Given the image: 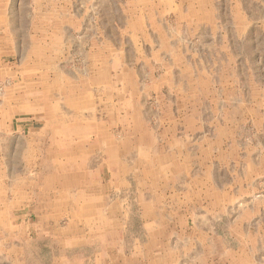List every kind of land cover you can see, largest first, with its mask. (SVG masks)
<instances>
[{
	"label": "crops",
	"instance_id": "0c3cea01",
	"mask_svg": "<svg viewBox=\"0 0 264 264\" xmlns=\"http://www.w3.org/2000/svg\"><path fill=\"white\" fill-rule=\"evenodd\" d=\"M98 7L100 6L98 5ZM112 8L115 15H123L121 28L119 26L120 31H127L125 26L127 29L133 28L136 23V15L155 16L153 21L144 22L145 26L139 28V30H143L145 56L153 57L152 61L169 64L183 62L184 60H179L183 54L180 55L177 50L184 51L183 42L185 40H190L193 46L195 43L193 41L196 40L195 54L191 55L192 60L187 59V61L198 62L201 56L200 52H203V46L199 40L205 41L206 48H208L207 53L213 57L211 61L214 64L213 71L204 74L200 70L186 71L182 69L178 71L175 69V71L165 74H187L191 76V79L199 81L200 77L204 78L202 75L210 76L212 80H222L218 81L220 87H215L213 93L208 89L202 90L204 96L205 92L216 94L213 102H210L212 104H208L210 117L207 120V126L213 127L214 133L211 135L185 134L183 119L161 118L159 126H163L165 134H153L152 131L149 133L146 129V134H130L127 137H120L112 132L105 135L98 130L99 134L91 141L97 145L90 146V148H88L87 135L78 137L79 141L77 142H73L71 137V140L65 143L76 144L68 148L67 151H63L62 157L58 151H54L56 156L53 152L47 156L52 163L46 165L47 171L42 176L43 182L40 183L41 193H39V196L44 198L42 200L44 202H39L45 204L37 203L33 209L34 211L44 207L47 211L43 214H33L30 221L37 224V230L47 228L48 232H36L38 235L36 239L47 240L48 244L54 246L49 245L48 264H213L210 256L214 247L211 243L214 242L216 236V221L221 218L218 208L226 203L222 202L223 198L217 200L218 196L215 191L223 188L227 182H232L231 179H225L228 181L223 183L217 177V173H228L224 172L223 167H228L231 170L233 165L243 169L245 166L248 168V165L251 164L254 168H258V164L248 162V159H252V155L256 158L260 157H257L259 155L257 152L248 154V152L235 151L233 153L232 144L236 142V138L233 140L234 137L228 134L227 128L241 126L254 120L258 124H264V85L259 83L248 90L247 72H242L241 69L239 74L233 73V63L236 61L247 68L249 34L252 31L264 32V0H116L115 6ZM93 13L100 12L97 10ZM87 14H89L88 0H0V47H32V55H29L30 60L47 63L48 70L44 73L49 78L55 79V75L54 77L50 75L55 74L56 55L60 56L61 54L59 48L79 47L80 50L81 48L88 49V45L91 49L102 46V42L91 44V40L87 39L88 33L82 36L83 39L75 38L77 33L86 31ZM160 16H171L170 20H175V25L168 24L169 27L164 28L161 22L163 18ZM158 18H160L159 21ZM24 24L31 26L29 34L31 39L24 40L26 27ZM60 32L71 33L69 38H62ZM254 38L260 39L258 35H255ZM238 39L239 43L235 46L234 40ZM255 41V56L257 61L261 62L264 54V37L259 42ZM112 42L108 46H112ZM257 45L262 49L258 51ZM237 46L240 48L239 51H237ZM41 48L45 49L41 50ZM19 58L22 60L21 62L25 60L24 56ZM81 59L85 63L89 60L98 63L101 56H98V52L87 50L86 55ZM254 61L256 62V60ZM116 62L118 71L115 77L122 78L120 85L125 89L126 82L134 81H132L134 74H122L125 69H128V66L121 64V56ZM103 65L104 67L108 66L107 60L103 62ZM215 67L218 69L215 70ZM96 69L98 68L96 67ZM107 70L109 69L107 68ZM119 71L121 74H118ZM34 74H38L37 77H46L39 76L40 71ZM76 74H88L87 69H81V72H76ZM148 76L156 80L161 78L160 83L163 85V77L160 74H148ZM111 77H113L112 74ZM25 78H29V76ZM165 78H168V75ZM252 78L262 79L263 74L252 75ZM101 83V80L99 84L96 81L92 90H97L100 87L103 89L108 87L107 90H111L113 87L101 85ZM118 89L120 88L118 87ZM145 89L151 90L152 88L145 87ZM46 90H49V86L46 87ZM85 90L87 89L76 90L71 86H65L62 92L65 95H83ZM176 90L180 91L179 88ZM190 93L193 103L186 109L193 112L196 117H192L191 124L186 123V126L189 125L192 128L203 126L200 121L201 98L198 86H193ZM248 94H254L255 98L249 101ZM105 95L112 97V94L106 92ZM106 102L111 101L108 99ZM70 103L73 110L72 101ZM103 103L102 100L98 102V105L103 107L101 110L109 107L106 109L107 113L116 119H111L109 125L118 128L119 124L126 123V121L119 120L120 117H113L110 110L115 109L114 105L104 106ZM89 107L92 108L86 104L83 109ZM66 109L71 108L66 107ZM131 109L137 110V107ZM196 112L197 114H195ZM237 115L239 123L232 122V119ZM129 121L127 123L130 124L134 133L138 126L148 128L149 122L145 124L144 120L136 121L134 119L133 123ZM49 122L52 123V121ZM101 123L97 127H101L103 122ZM81 126L85 127L84 120ZM116 130L112 129L113 132ZM55 137L56 135H54L53 141H55ZM123 139H126L130 145L126 146V149L120 150L119 153L129 160L127 174H132L134 184L121 181V175L125 176L126 174L120 172L121 169L118 166L117 173L113 172L109 175H119L117 188L114 185V189L121 191L126 188L127 191L133 193V195L129 193V196L133 197L128 203L127 216L124 217L121 212L120 201L119 206L113 203L110 214L108 212L106 216H99L101 219L98 218V221L102 223L101 231L90 238L92 239L91 247L85 238L74 241L71 231H61L63 237L56 238L55 231L50 230L49 223L57 222V216L61 215L54 216L52 214V207L60 200L57 199L61 197V191L65 193L63 200L68 201V206L63 204V210H68L69 203L73 201L72 194H69L71 188L78 189L77 194L74 193L73 196L75 198L77 195L78 202L81 201V196L93 191L94 185L96 188L98 185L101 192H104V155L106 154L108 158L114 157L115 144L119 149V143ZM133 142L135 145H131ZM106 143H112L109 150L104 148ZM116 156L119 158L118 155ZM57 159L64 160L61 167H57L58 162L55 161ZM88 159L91 160L88 162L92 164L95 160V167L86 168L88 163L85 165L84 162ZM235 159L241 160V163L237 164ZM66 161L69 165L65 166ZM261 171L259 169L258 172L261 173ZM136 175H142L141 182H136ZM94 178L99 180L97 185L93 184ZM97 191L95 189V193ZM100 200H102L101 197ZM87 203L86 197V206ZM103 205L104 203H102ZM136 206L139 207L141 229L138 233L132 230L130 235L126 236L127 230H121V228L126 224L130 225V213L134 211L136 215ZM118 209L119 213L116 214ZM223 219L224 222H227L226 218ZM68 220L72 221V215ZM238 220L244 221L240 217ZM185 224H187L186 228ZM189 224H191L190 227ZM130 226L132 227V225ZM254 232L257 236L261 230L257 229ZM251 233L242 232L246 238H250ZM231 236L230 233L229 237ZM89 248L92 249L90 254H88ZM76 249L80 250L79 254L69 255ZM37 255L43 257L42 252H38ZM39 263H45V261L39 259Z\"/></svg>",
	"mask_w": 264,
	"mask_h": 264
},
{
	"label": "rangeland",
	"instance_id": "374dc122",
	"mask_svg": "<svg viewBox=\"0 0 264 264\" xmlns=\"http://www.w3.org/2000/svg\"><path fill=\"white\" fill-rule=\"evenodd\" d=\"M115 2L116 0H88L87 29L77 33L75 38L81 39L84 34L88 33L87 39L91 40V44L102 42V46L91 49L88 45V49L81 48L80 50L79 47L66 46L59 48L61 54L60 56L56 55L55 74L50 75L52 77L55 75V79L49 78L44 73L48 70L46 68L48 67L47 63H37V61L30 60L29 55H32V47H0V264L49 263L48 249L49 245L53 246V244H48L47 240L36 239L38 237L36 232H48V229L40 228L37 230V224H33L30 217L33 214H43L47 211L44 207L33 211L35 204H45L41 203L44 202L42 201L44 198L39 196V193H41L40 183L43 182L41 180L42 176L47 171L46 165L52 163L47 156L51 152L56 156L54 151H58L62 154L60 155L62 157L64 155L63 151H67L68 148L76 144L71 143L69 145V143H65L69 142L71 137L73 142H77L79 141L78 137L87 135L88 148H90V146L96 144L91 141L99 134L98 130L105 135L112 132V134L120 135V137H127L130 134H146V129L149 133L152 131L153 134H165L166 131L163 126H159L161 118L167 120L183 119L185 134L211 135L214 133L213 127L207 126V120L210 117L208 104L213 102L216 94L212 95L205 92L204 96L202 90L208 89L213 93L215 87H220L218 81L222 80H212L207 75H202L204 78L200 77L199 81L191 79V76L187 74H165L169 71L173 72L175 69L178 71L182 69L186 71H191V69L200 70L204 74L213 71L214 64L211 62L213 57L207 53L208 48H206L205 41L203 39L199 40L203 46V52H200L201 56L198 62L187 61V59L192 60L191 55L195 54L196 40L193 41L195 42L194 46L190 40H185L183 42L184 51L177 50L180 55L183 54L179 57L180 61L184 60L183 62L169 64L152 61L153 57L145 56L143 30H139V28L145 26L144 22L153 21L155 16L136 15L135 26L133 28L129 27L130 29L125 26L127 31H120L119 26L121 28L123 15L114 14L112 7L115 6ZM102 3L103 6H101ZM97 10L100 13H93ZM160 17L163 18L161 22L164 28L169 27L168 24L175 25V20H170L171 16ZM24 26H26L24 40L31 39V36H29L31 26L26 24ZM130 30L132 32L129 33ZM70 33L60 32L62 38H69ZM255 35H258L260 39H255ZM248 37L249 63L247 68L236 61L233 63V73L239 74L241 69L242 72H247L249 90L256 84L262 83L264 85V54L261 62L257 61L255 56V40L259 42L264 37V32L252 31ZM250 37L252 38L251 41ZM111 42L113 43L112 46H108ZM234 42L236 46L239 39L234 40ZM257 46L258 51L262 49L261 46ZM43 49L45 48H41V50ZM87 50L98 52V56H101L100 62L94 63L90 60L86 63L82 62L81 58L86 55ZM239 50L240 48L237 46V51ZM187 54L190 56L187 57ZM21 56L25 57L23 62L19 58ZM120 56L121 64L128 66V69H125L122 74H134L132 79L134 81L131 83L126 82L124 84L125 89L120 85L122 78L117 79L115 77L118 71L116 61L119 60ZM89 57L91 56L89 55ZM105 60L108 62L107 67L103 65ZM85 68L88 74H76V72H81V69ZM216 68L218 69V67H215V70ZM39 71V76L44 75L46 77H37L38 74L34 73H39ZM119 73L121 74L120 71ZM111 74L113 77H111ZM148 74H160L163 77V85L160 83L161 78H158L159 80L149 78ZM258 74H263V78H252V75L258 76ZM167 75L168 78H165ZM26 76H29V78H25ZM100 80L101 85L113 86L111 90H107L108 87L106 89L100 87L93 91L95 82L98 81L99 84ZM48 86L49 90H46ZM65 86H71L76 90L82 88L87 90L84 91L83 95H65L62 92ZM193 86H198L200 91V121L203 126L192 128L189 125L186 126V123L191 124L190 120L196 116L193 112L187 111L186 108L193 103L190 93ZM145 87L152 89L146 90ZM176 88H179L180 91H177ZM105 92L112 94V97H107ZM254 96V94H248V100L255 98ZM108 99L111 102L107 103L106 100ZM101 100L104 102V106L114 105L115 109L110 110L113 117H120L119 120L126 121V123L119 124L118 128L109 125L111 119L115 118L110 117L107 113L106 109H109V107L101 110L103 107L98 105ZM204 102L205 104H203ZM86 104L92 106L93 109L89 107L84 110ZM66 107L71 109L67 110ZM132 107H137V110L131 109ZM248 114L251 115L250 112ZM238 118L237 115L232 119V122L239 123ZM134 119L136 121L144 120L145 124L149 122L147 124L148 128L138 126L135 133L132 132L131 126L127 122L130 120L129 122L133 123ZM83 120L85 121L84 128L81 126ZM49 121H52V123ZM101 122H103V125L97 127L100 126ZM113 128L114 130L117 128V130L113 132ZM227 129L228 134L234 137L233 140L236 138V142L232 144L233 153L235 151L248 152V154L257 152L259 154L257 157L260 156L261 159L253 155L252 159H248L249 163L258 164V168H254L251 164L248 165V168L245 166L243 169L233 165L231 170L228 167H223L224 172L228 173H217V177L223 183L228 181L225 179H231L232 182H227L226 185L223 184V188L215 191L218 196L217 200L223 198L221 199L222 202L226 203L218 208L221 218L216 221V236L214 242L211 243L214 249H212L213 253L210 258L213 264H264V124H258L254 120L241 126H229ZM53 134L56 135L55 141H53ZM129 145L130 143L123 139L119 143V149L115 144L114 157L108 158L106 154L104 155V192H101L97 185L99 182L97 178L93 179V184L96 183L98 188L94 185L93 191L86 193L88 196L86 194L81 196L79 202L77 195L75 198L73 197L74 193L77 194L78 189L71 188L69 194H72L73 201L69 203L68 210H63V204L65 203L68 206V201L63 200L65 193L61 191V197L57 199L60 200L54 203V207L51 206L53 209L50 207L54 216L61 214L59 217L57 216V222L49 223L50 230L55 231L56 238L63 237L61 231H71L74 241L85 238L89 241L88 245L91 247L90 241L92 239L90 238L101 231L102 223L98 221V218L101 219L99 216H106L108 212L110 214L113 203L119 206L120 201L121 212L124 217L127 216L128 203L133 196H129L130 192L126 188L121 191L114 189V185L117 188L119 175L110 176L109 174L117 173L119 167L120 172L126 174L125 176L121 175V181L134 184L132 174H127L129 160L119 153L120 150L126 149V146ZM131 145H135V142ZM110 147H112V143H106L104 146L106 150H109ZM118 159L119 161H117ZM55 161L58 162L57 167H61L64 162L63 159ZM77 161L79 160L77 159ZM88 161L91 160L88 159L85 161L86 163L84 162L85 165L88 163L86 168L95 167V160L93 164ZM235 161L237 164L241 163L239 159H235ZM243 162L246 161L243 160ZM64 164L65 166L66 164L69 165L68 161ZM259 169L262 170L261 173L258 172ZM140 177L142 175H136V182H141ZM95 189L98 190L96 193ZM130 194L133 195V193ZM96 195L98 196L96 197ZM86 197L88 199L87 206L85 205ZM102 203H104L103 206ZM118 213L119 209L116 211V214ZM130 214V225L133 228L128 224L121 228V230H127L126 236H129L132 230L138 233L142 225L139 221L138 206H136V215L134 211ZM69 215H72L71 222L68 220V218L70 219ZM85 215H91V217ZM239 217L244 221H239ZM223 218H226L227 222H224ZM49 225L46 224V226ZM190 226L191 224H189ZM184 227L186 228L187 224ZM257 229L261 230V233L258 232V235L255 236L254 231ZM246 231L252 232L250 238H246V235L242 234V232L247 233ZM230 233L232 234L231 237H229ZM85 247L87 249V246ZM79 249L71 251L69 255L79 254ZM38 252H42L43 257H39ZM91 252L92 249L89 248L88 254ZM39 259L45 261V263H39Z\"/></svg>",
	"mask_w": 264,
	"mask_h": 264
}]
</instances>
